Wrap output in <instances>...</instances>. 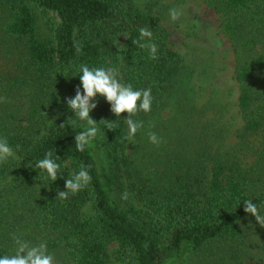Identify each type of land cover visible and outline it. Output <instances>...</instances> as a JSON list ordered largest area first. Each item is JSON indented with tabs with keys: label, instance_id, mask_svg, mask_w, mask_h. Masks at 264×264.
Instances as JSON below:
<instances>
[{
	"label": "trees",
	"instance_id": "obj_1",
	"mask_svg": "<svg viewBox=\"0 0 264 264\" xmlns=\"http://www.w3.org/2000/svg\"><path fill=\"white\" fill-rule=\"evenodd\" d=\"M200 1L231 49L233 114L218 95L201 98L213 59L201 52L193 65L170 48L161 23L170 6L160 0H0V138L15 152L0 163V255L14 252L18 235L46 242L57 264H264V227L243 211L251 199L264 212V0ZM140 28L152 31L141 42L157 44V59L135 43ZM82 64L114 66L122 83L151 89L131 141L127 113L115 117L97 96L99 132L76 150L87 125L65 98ZM22 90L24 118L11 107ZM49 151L61 166L54 182L35 167ZM81 164L91 183L56 198Z\"/></svg>",
	"mask_w": 264,
	"mask_h": 264
},
{
	"label": "clouds",
	"instance_id": "obj_2",
	"mask_svg": "<svg viewBox=\"0 0 264 264\" xmlns=\"http://www.w3.org/2000/svg\"><path fill=\"white\" fill-rule=\"evenodd\" d=\"M183 13L172 8L169 10V18L171 21L180 19ZM152 31L149 28L139 29V38L135 41L138 47L148 49L149 57L157 59V44L151 42ZM77 51L80 47L77 45ZM80 86L75 89V96L65 98V103L69 110L78 120L85 121L87 127L74 136L75 147L77 151L83 152L85 148L96 139L99 132L98 122L90 117V112L97 107L95 98L103 97L110 105V111L115 117H120L122 113H127L124 119L127 125V135L125 139L131 141L136 133L143 128V121L134 120L132 117L139 112L148 113L151 111L152 93L151 89L134 90L131 84L121 82V74L116 67H93L87 64L80 66ZM82 87V92H81ZM4 98H0L3 102ZM100 123L109 131H113L118 127L117 121L101 119ZM60 126H64L61 124ZM148 140L151 144L159 146L163 141L162 138L153 131L147 132ZM15 152L9 145L6 138H0V163H5L9 158H14ZM59 157L53 159V152L49 151L43 159L36 162L35 167L45 172L46 178L52 182L62 177L60 173V164L57 163ZM92 177L88 171V167L81 164L79 171L73 173L70 178L64 179V190H57L56 198L61 200L68 199L69 195L76 194L91 183ZM128 194L125 192L122 199H127ZM243 211L251 214L256 223L264 227V212L261 207L254 203L251 199L243 200ZM15 249L12 254L0 255V264H57L53 254L49 253L46 242L32 244L31 242L21 239L18 235L12 237Z\"/></svg>",
	"mask_w": 264,
	"mask_h": 264
},
{
	"label": "rangeland",
	"instance_id": "obj_3",
	"mask_svg": "<svg viewBox=\"0 0 264 264\" xmlns=\"http://www.w3.org/2000/svg\"><path fill=\"white\" fill-rule=\"evenodd\" d=\"M143 5L145 0H134ZM162 5H169L164 10L161 23L168 33V44L175 52L182 55L186 63L196 64L201 52H207L213 59L212 78L202 85V96L205 100L208 95L227 102L230 113L235 112L236 85L231 78L232 56L228 41L218 29L216 16L213 10L200 0H160ZM176 8L183 14L177 21H171L169 10ZM199 62V61H198ZM203 62V60L201 61ZM206 64H208L206 62ZM199 84V83H198ZM28 104V91L22 90L11 100L12 110L18 111L25 117ZM52 119H50L51 121ZM113 245L108 247L110 251ZM114 264H120L113 260Z\"/></svg>",
	"mask_w": 264,
	"mask_h": 264
}]
</instances>
